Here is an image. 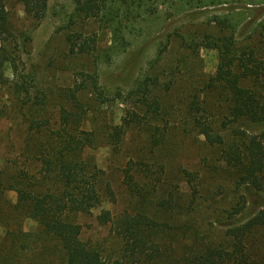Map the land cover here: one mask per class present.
Masks as SVG:
<instances>
[{
  "label": "trees",
  "instance_id": "16d2710c",
  "mask_svg": "<svg viewBox=\"0 0 264 264\" xmlns=\"http://www.w3.org/2000/svg\"><path fill=\"white\" fill-rule=\"evenodd\" d=\"M16 1L30 18L39 21L47 14L48 0ZM260 1L69 0V8H60L64 19L57 30L63 32L64 58L90 56L94 63L108 62L137 47L133 43L140 38V54L149 46L156 48L148 60L151 65L165 49L161 36L151 39L162 15L164 20L183 13L195 15L217 5L242 4L247 9V4ZM242 13L232 6L209 15L223 30L215 37L203 33L204 45L217 50L213 73L194 78L187 54L177 59L183 62L182 70L140 71L125 91L132 108L115 123L103 117L100 105L122 92L116 89L110 97L97 85V73L79 68L68 84L53 88L39 81L36 70L21 65L30 32L17 30L0 3V57L8 59L12 71L10 80L0 73V100H4L0 112L9 116L5 108L11 105V113H19L23 125L16 141L6 140L0 153V225L6 228L0 239V264H34L26 256L32 234L21 228L25 217L35 220L61 251L59 264H108L97 247L82 239V224L75 219L77 214L90 213L104 198H113L103 169L87 149L102 142L120 153L126 134L134 128L140 129V146L130 155L121 153L127 159L120 169L131 212L125 209L114 218L102 208L95 215L98 224L111 223L123 240L127 264H155L162 253L169 257L171 253L159 242L161 233L179 228L182 250L175 257L177 264H264V49L236 38ZM104 34L109 35L108 44H100ZM245 122L252 131L236 124ZM173 131L196 139L202 135L199 140L216 155L210 168L232 181L225 193L227 204L217 211V220L223 219L225 226L221 237L205 240L204 232L190 227L191 209L182 194L188 192L190 202H197L199 181L180 182L187 170L177 168L174 176L163 160L162 149ZM245 176L249 181L241 179ZM219 184L224 191V183ZM8 191L15 192L14 202Z\"/></svg>",
  "mask_w": 264,
  "mask_h": 264
},
{
  "label": "rangeland",
  "instance_id": "374dc122",
  "mask_svg": "<svg viewBox=\"0 0 264 264\" xmlns=\"http://www.w3.org/2000/svg\"><path fill=\"white\" fill-rule=\"evenodd\" d=\"M0 3L6 9L8 19L17 30H29L30 32L31 40L26 45L28 53H21L23 62L21 65H24L27 70L29 68L36 70L39 81L43 85L53 88L68 84L72 72L79 68L97 73V85L104 89L110 97L116 89L122 92V96L111 98L100 105V109L103 110V117L115 123L120 122L121 117L126 113L125 111L132 108L133 102L130 98H126L125 91L131 86L140 71L154 73L165 72L168 68L182 70L183 62H177V59L184 54H187V60L191 63V75L194 78L200 76L201 73L209 74L216 70L219 61L217 50L204 45L203 33L207 32L215 37L217 34L223 33V30L221 25H215L208 19L209 15L217 14L226 8L235 6V9L241 10L244 15L243 20L237 27L236 38L239 41L257 44L264 49V23L262 22L264 18V0L254 5L247 4V9L242 4L217 5L206 8L195 15L183 13L173 15L165 20L163 19L164 15H162V19H158L154 25L156 32L152 34L151 39L153 41L156 36H161L160 39H163L161 44L165 45V49L160 58L151 65L148 60L154 55L156 48L153 49L152 46H149L147 51L140 54V38L133 43V45H138L137 47H129L108 62L99 60L94 63L90 56L75 57L73 59L64 58L63 32L58 31L57 28L64 19L59 11L65 5H67L66 8H69V0H48L47 14L39 21L26 16L20 3L16 0H0ZM52 10L56 12L52 13ZM108 37V34H104L100 44H108ZM192 40L193 44H190L192 46L187 48L186 43L189 44ZM198 42L201 44L195 50V45ZM193 48L195 53L190 52ZM189 52L194 56L192 57ZM6 59L0 57V73L2 78L10 80L12 71L8 59ZM161 78L167 79L164 74L161 75ZM185 79L193 78L186 76ZM3 101L0 100V105H3ZM10 108L11 105H6L5 111L11 118L0 112V153L6 140L14 143L16 134L19 132L20 127H23L20 114L14 116ZM222 115H224L223 110H220L218 116L222 117ZM236 124L247 129V131H252L246 122ZM236 124L235 126H237ZM253 131H257V129L254 128ZM190 136H184V133L179 131L170 133L169 142L162 149L163 160L170 165L174 171V176L177 168L183 167L187 170V173L184 172L180 175V182L184 183L187 179L191 182L194 181L193 179L199 181L197 185L199 192L196 195H200V197L197 202H190L191 195L188 192L182 194V197L186 198L189 209H191L190 227L204 232L205 240L215 239L223 235L224 220H217L216 217L219 207L227 204L225 193L232 181L229 177L226 180L222 179L221 174L217 173L214 168H210V164L213 165L216 162V155L214 150L199 140L203 139L202 135H199L198 139ZM139 146L140 129L134 128L126 134L123 150L120 153L113 152L108 145L102 142L87 149L96 165L103 169L104 178L112 189L113 198L109 200L104 198L100 205L94 207L90 213L77 214L75 219L82 224V239L97 247L108 264H127L126 257L122 256L124 243L121 237L112 230L111 223L98 224L95 215L102 208L109 209L114 218L118 217L119 213L125 209L131 212L130 196L122 182L120 170L127 156L125 154L121 155V153L125 151L127 155H130ZM11 152L13 151L11 150ZM241 179L249 181L247 176ZM174 180L176 181V179ZM220 182L224 183V191L221 190ZM251 191V189L247 190L249 199L252 198ZM8 196L13 202L15 201L14 191H8ZM164 221L167 224L178 225L175 221L173 223L166 219ZM21 228L23 231L32 234L28 239V245H30L26 252L28 259H31L34 264H59L61 251L55 249L53 240L41 233L35 220L25 217L22 220ZM5 232L6 228L0 225L1 240ZM179 233H181V228L170 230V233H161L163 235L159 242L166 246V253L170 252L171 255L165 257L162 253V257H159L155 264H177L175 257L182 250V243L177 238ZM3 243L8 242L4 240ZM137 264H140V262Z\"/></svg>",
  "mask_w": 264,
  "mask_h": 264
}]
</instances>
